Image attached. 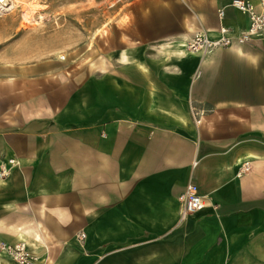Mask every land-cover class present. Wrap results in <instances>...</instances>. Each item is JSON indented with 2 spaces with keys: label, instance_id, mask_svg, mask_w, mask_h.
<instances>
[{
  "label": "crops",
  "instance_id": "1",
  "mask_svg": "<svg viewBox=\"0 0 264 264\" xmlns=\"http://www.w3.org/2000/svg\"><path fill=\"white\" fill-rule=\"evenodd\" d=\"M229 2L126 0L93 67L54 83L0 57V243L29 264H264V37L184 47L245 28ZM189 182L203 206L180 217Z\"/></svg>",
  "mask_w": 264,
  "mask_h": 264
},
{
  "label": "rangeland",
  "instance_id": "2",
  "mask_svg": "<svg viewBox=\"0 0 264 264\" xmlns=\"http://www.w3.org/2000/svg\"><path fill=\"white\" fill-rule=\"evenodd\" d=\"M19 1L22 3L0 13V57L23 67L38 62L45 84L62 81L85 65L93 67L102 46L109 47L116 8L126 2ZM24 1L32 6L30 16H26L28 9L21 8Z\"/></svg>",
  "mask_w": 264,
  "mask_h": 264
},
{
  "label": "built area",
  "instance_id": "3",
  "mask_svg": "<svg viewBox=\"0 0 264 264\" xmlns=\"http://www.w3.org/2000/svg\"><path fill=\"white\" fill-rule=\"evenodd\" d=\"M258 2L260 4L259 9L249 0H230L229 7L247 16V26L235 31L233 28L221 24L215 37H210L204 30H197L185 41L184 47L189 52L202 56L212 49L230 47L234 44H245L254 39L264 37V0H258ZM0 3L2 2L0 1ZM11 7V0H9L8 4L5 2L0 5V13L11 9ZM224 13V7L219 8L217 11L218 18L222 19ZM190 113L194 123L197 125L200 123L204 110L191 105ZM247 169L248 165L244 163L240 167L239 173ZM179 202L180 217L189 215L202 208L203 199L195 183L189 182L186 184L184 192L179 196ZM0 249L19 264H29L32 259L31 253L23 242L16 244L0 243Z\"/></svg>",
  "mask_w": 264,
  "mask_h": 264
},
{
  "label": "bare ground",
  "instance_id": "4",
  "mask_svg": "<svg viewBox=\"0 0 264 264\" xmlns=\"http://www.w3.org/2000/svg\"><path fill=\"white\" fill-rule=\"evenodd\" d=\"M2 3H0V5H2V4H4L5 2L8 4V2H9V0H0ZM23 1V0H22ZM18 3H22V2H20L19 0H11V5H12V7L14 8V6H16ZM31 3V2H30ZM29 3V4H30ZM31 5H33V4H31ZM11 7V8H12ZM21 8H23L24 10H27L28 11V15H26V16H30V13H29V11H31L32 10V6H30V5H28V4H26L25 3V1L23 2V6H22V4H21ZM26 18H28V17H26ZM31 18V17H30ZM29 20V19H28ZM36 22V21H35ZM197 31V30H196Z\"/></svg>",
  "mask_w": 264,
  "mask_h": 264
}]
</instances>
